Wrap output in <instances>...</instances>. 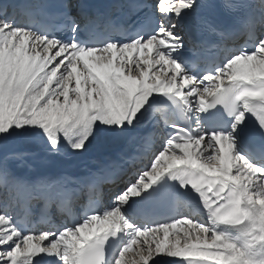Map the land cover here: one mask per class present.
I'll use <instances>...</instances> for the list:
<instances>
[{
  "label": "snow or ice",
  "instance_id": "1",
  "mask_svg": "<svg viewBox=\"0 0 264 264\" xmlns=\"http://www.w3.org/2000/svg\"><path fill=\"white\" fill-rule=\"evenodd\" d=\"M14 7L0 3V264H125L142 239L139 264H264V0H130L113 6L123 24L84 0ZM29 160L51 171L9 167ZM163 193L168 219L138 220Z\"/></svg>",
  "mask_w": 264,
  "mask_h": 264
},
{
  "label": "bare ground",
  "instance_id": "2",
  "mask_svg": "<svg viewBox=\"0 0 264 264\" xmlns=\"http://www.w3.org/2000/svg\"><path fill=\"white\" fill-rule=\"evenodd\" d=\"M130 55H132L133 59H135V55L133 53L132 54L130 53ZM153 73H155V69H153ZM168 75H171V73L169 72ZM161 78L162 79L164 78V74L163 73L161 74ZM95 151L99 153L98 150H94L93 152L89 153L86 157H90L91 155H93V153H96ZM29 153H37V152H29ZM87 163H88V160L86 161L85 157L83 159H81V160L67 162L65 164L64 168H63V172L65 174V173H71V172L78 171V170H80V168L83 165H85ZM29 165H32V166L30 167ZM9 167L14 172L15 175H17L18 177L23 178V179H27L28 177H34L33 175L38 176L39 174H41L42 172H45V171H51V169H46L45 166H42V165H40L38 163L33 164V162L31 160H29L28 163L25 164L24 166H20V163L17 162V161H10L9 162ZM182 230L179 229V233L178 234L180 236H183V231ZM175 237H176L175 231L174 230L170 231L169 244H171V242L174 241ZM183 243L184 242H182V245H183ZM141 247L142 246H140V248ZM140 248H138V249H140ZM138 249H137V251L134 254H132L128 258L130 260V263H133L134 260H135L139 264L140 257L138 255ZM164 255H166V253H164ZM169 259H172V258H169ZM150 264H151V262H150Z\"/></svg>",
  "mask_w": 264,
  "mask_h": 264
},
{
  "label": "rangeland",
  "instance_id": "3",
  "mask_svg": "<svg viewBox=\"0 0 264 264\" xmlns=\"http://www.w3.org/2000/svg\"><path fill=\"white\" fill-rule=\"evenodd\" d=\"M10 148L11 149H14V150H20V151H26V150H28L30 148H33L36 151H39L40 150L36 145H30V144H12V145H10ZM160 235L162 237V233ZM182 242H184V241L182 240L181 243Z\"/></svg>",
  "mask_w": 264,
  "mask_h": 264
}]
</instances>
